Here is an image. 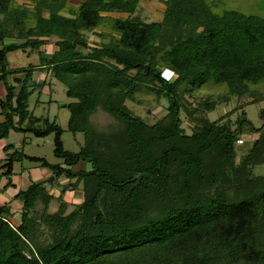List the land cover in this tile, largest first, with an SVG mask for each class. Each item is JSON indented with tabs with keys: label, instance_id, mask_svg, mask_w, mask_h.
Here are the masks:
<instances>
[{
	"label": "trees",
	"instance_id": "obj_1",
	"mask_svg": "<svg viewBox=\"0 0 264 264\" xmlns=\"http://www.w3.org/2000/svg\"><path fill=\"white\" fill-rule=\"evenodd\" d=\"M225 1L162 0V19L147 22L140 0H0V140L53 134L62 161L28 157L53 182L15 193L17 226L10 202L0 206V264H264V132L244 112L264 101V11ZM52 38L57 49L46 55L40 48ZM6 47L37 49L39 63L8 70ZM41 72L74 100L66 130L83 135L77 153L63 149L55 121L29 110L45 86L33 80ZM204 85L221 91L194 96ZM142 90L164 108L154 123L127 107L149 104L138 98ZM248 98L235 129L208 116L220 103ZM259 116L264 121V108ZM244 129L255 136L238 155ZM14 149L2 150L10 152L7 177ZM79 163L91 170H73ZM8 187L10 179L1 191ZM69 191L81 201H66Z\"/></svg>",
	"mask_w": 264,
	"mask_h": 264
},
{
	"label": "rangeland",
	"instance_id": "obj_2",
	"mask_svg": "<svg viewBox=\"0 0 264 264\" xmlns=\"http://www.w3.org/2000/svg\"><path fill=\"white\" fill-rule=\"evenodd\" d=\"M71 5H78L81 0H68ZM222 6L225 7L229 5L230 8H238L243 11L249 10L252 5L253 8L257 9L255 13L260 15L264 11V0H226ZM137 13L147 22L158 21L162 19L164 5L162 0H140ZM91 42H98L99 38L95 35H90ZM14 40L8 39L5 42L7 44L12 43ZM56 38L50 39L47 45H43L40 51H44V54L53 53L57 47L54 45ZM6 61L8 64V70L21 69L27 67L28 65L36 66L39 63V52L37 49L31 51L26 49L25 52L21 50L7 51ZM173 75H169L170 81L174 80ZM33 80L36 82H45V86L40 90V94L37 90L29 98V110L33 112L35 117H45L48 118L50 122L55 121V123L63 129V134L61 136V142L63 149L71 153H77L84 144L83 135L76 134L73 135L69 133L67 128V122L69 118V110L66 106L73 102V99L66 97L67 88L62 83L55 79L51 80V83L47 85L48 76L45 73H34ZM1 83V82H0ZM2 84V83H1ZM221 88L219 86L204 85L197 92H194V96L201 97L207 94H218ZM3 96H0L1 100H4L5 92L3 90ZM138 98L149 102V104H137L133 101H127V107L129 110L137 116L143 118L147 123H154L156 119L160 118L164 114V108L160 104H156L154 99V94L142 90L138 95ZM189 102H193L191 97L186 96ZM39 100V103L36 101ZM251 101L248 98L244 103H238L237 101H231L227 104L220 103L216 105L215 111L209 114V118L214 120H221L220 123L229 121L233 129L237 128L236 119L240 116L243 111L244 104H249ZM244 105V106H241ZM237 108L236 111L233 109ZM264 108V101L250 104L244 107V112L246 114V119L254 128H260L263 126L264 132V121L261 120L259 116V111ZM2 107L0 105V122L2 121L1 115ZM229 114V115H228ZM210 120V121H211ZM189 123H183L182 127L185 129L186 134H190V129L188 127ZM250 127V126H249ZM255 135L244 129L243 133L238 137V139L243 140V144L237 147L238 155L242 153L243 149L249 148L251 141ZM8 144H13L15 146L14 151L17 152L13 165L12 174L10 177L3 175L7 170L5 166L9 163V156L7 152L5 153L3 147ZM23 155V156H21ZM28 157L42 158L46 160L51 165L61 164L62 161L54 156V137L53 134L46 137H37L33 134H14L10 133L7 139L0 140V206L8 202L10 197L14 195L17 191L25 190L27 186L32 182H43L52 178L50 171L46 169H41L38 167L37 163L32 162ZM5 166V167H4ZM85 169L86 171L91 170L90 164L79 163L73 170L80 171ZM262 169V168H261ZM8 179L13 184V187H8L5 191H1ZM53 182V179H52ZM51 182V183H52ZM67 181L64 178L59 180V184H66ZM50 184V183H45ZM2 186V188H1ZM50 194H57L59 188H50ZM80 192H67L65 195V200L72 203H79L81 201ZM10 202V207L13 216L10 218V222L13 225L19 224V217L21 212V201L14 200ZM8 202V203H9ZM56 209V203L52 205L51 211Z\"/></svg>",
	"mask_w": 264,
	"mask_h": 264
},
{
	"label": "water",
	"instance_id": "obj_3",
	"mask_svg": "<svg viewBox=\"0 0 264 264\" xmlns=\"http://www.w3.org/2000/svg\"><path fill=\"white\" fill-rule=\"evenodd\" d=\"M9 50H10L9 47H6V51H9ZM142 69H143V73H144V74H147V72H148V65H142ZM144 177H146V174H142V175L138 176V177L136 178V184H138V183L140 182V180H141L142 178H144ZM52 179H53V177L50 178L47 182H48V183H51V182H52Z\"/></svg>",
	"mask_w": 264,
	"mask_h": 264
},
{
	"label": "crops",
	"instance_id": "obj_4",
	"mask_svg": "<svg viewBox=\"0 0 264 264\" xmlns=\"http://www.w3.org/2000/svg\"><path fill=\"white\" fill-rule=\"evenodd\" d=\"M3 90H4V87H3V85L0 83V96H3L4 94H3ZM4 92H5V90H4ZM14 134H19V133H14ZM1 188H2V186H1ZM15 195V194H14ZM14 195H12V197L14 196ZM12 197H10V199L8 200V202L11 200V198ZM12 202V201H11ZM11 212H12V210H11Z\"/></svg>",
	"mask_w": 264,
	"mask_h": 264
},
{
	"label": "built area",
	"instance_id": "obj_5",
	"mask_svg": "<svg viewBox=\"0 0 264 264\" xmlns=\"http://www.w3.org/2000/svg\"><path fill=\"white\" fill-rule=\"evenodd\" d=\"M237 143L241 145V144H243V141L241 139H239V140H237Z\"/></svg>",
	"mask_w": 264,
	"mask_h": 264
}]
</instances>
